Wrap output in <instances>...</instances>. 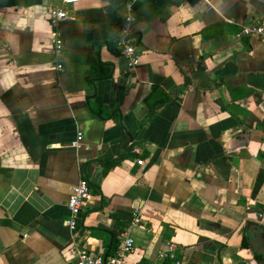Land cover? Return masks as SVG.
<instances>
[{
	"label": "crops",
	"instance_id": "crops-1",
	"mask_svg": "<svg viewBox=\"0 0 264 264\" xmlns=\"http://www.w3.org/2000/svg\"><path fill=\"white\" fill-rule=\"evenodd\" d=\"M130 11L135 69L118 37ZM250 23L264 25V0H0V264H76L68 199L87 174L89 250L129 234L128 264H174L157 260L172 241L183 264H258L264 39ZM105 151L120 161L107 174L90 164ZM137 208L121 230L114 214Z\"/></svg>",
	"mask_w": 264,
	"mask_h": 264
},
{
	"label": "built area",
	"instance_id": "built-area-1",
	"mask_svg": "<svg viewBox=\"0 0 264 264\" xmlns=\"http://www.w3.org/2000/svg\"><path fill=\"white\" fill-rule=\"evenodd\" d=\"M83 1L87 0H62L63 4H75ZM68 16L69 11L63 6H58L51 10V23L53 25L55 45L54 52L58 59L57 68L60 71L64 70V65L59 59L63 56L65 49V39L60 28V23ZM135 19L136 18L131 11L127 13L118 32V37L124 45L123 54L127 58V65L129 69H135V67L140 63V56L137 53L136 46L131 43L129 39V36L133 30ZM242 33L245 35H259L262 39H264V25L259 23H250L244 25ZM83 140L84 133L79 131L72 144L73 146L79 148L82 146ZM138 162L142 164L143 159H139ZM92 196L93 194L90 183L87 178L83 177L79 183L72 188L68 199L70 216L66 220V224L72 232L73 245L71 246V250L76 256V264H128L126 257L130 252L133 251L135 246V239L129 234L124 236L117 250L111 255L89 250L80 242L81 230L79 217L82 213L84 203L89 201ZM140 222L141 214L137 208L133 213L131 224L138 225ZM178 248L179 245L177 242H169L166 249L159 251L157 260L161 262L172 261L174 264H183L182 259H180L177 253ZM149 264L159 263L157 261H152Z\"/></svg>",
	"mask_w": 264,
	"mask_h": 264
},
{
	"label": "trees",
	"instance_id": "trees-1",
	"mask_svg": "<svg viewBox=\"0 0 264 264\" xmlns=\"http://www.w3.org/2000/svg\"><path fill=\"white\" fill-rule=\"evenodd\" d=\"M120 161L117 159H114L109 152L105 151L104 154H101L100 158L92 161L90 164L91 165H96L98 163H102L104 164L103 167V173L107 174L109 172V170L116 165L117 163H119ZM85 178L88 179V174L85 175ZM89 181V179H88ZM90 186L92 185V183L89 181ZM264 184V169H262L259 172V175L257 177L256 183H255V187L253 190V197L256 198L261 187ZM114 218H115V224L117 226H119L121 228V230H126L128 228V226L131 224L132 219H133V213H129V212H124V211H117L114 214ZM246 237V236H245ZM243 244L245 246H249V242L246 241V238L243 242ZM120 245V240L118 239V237H115L113 245L111 247V250L109 251V255L113 254L114 251L117 250L118 246ZM255 258L258 262V264H264V254L263 253H259L255 251Z\"/></svg>",
	"mask_w": 264,
	"mask_h": 264
},
{
	"label": "water",
	"instance_id": "water-1",
	"mask_svg": "<svg viewBox=\"0 0 264 264\" xmlns=\"http://www.w3.org/2000/svg\"><path fill=\"white\" fill-rule=\"evenodd\" d=\"M130 141H132V137H131V140ZM80 216H82V214H80ZM108 254V253H107Z\"/></svg>",
	"mask_w": 264,
	"mask_h": 264
}]
</instances>
